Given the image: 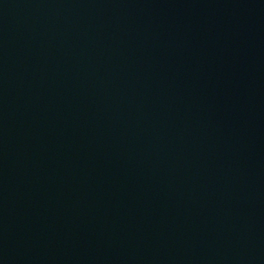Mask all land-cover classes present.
Segmentation results:
<instances>
[{
    "label": "water",
    "instance_id": "obj_1",
    "mask_svg": "<svg viewBox=\"0 0 264 264\" xmlns=\"http://www.w3.org/2000/svg\"><path fill=\"white\" fill-rule=\"evenodd\" d=\"M0 264H264V0H0Z\"/></svg>",
    "mask_w": 264,
    "mask_h": 264
}]
</instances>
